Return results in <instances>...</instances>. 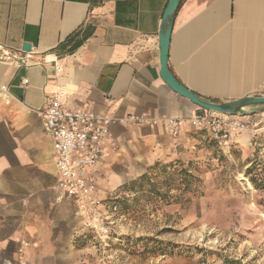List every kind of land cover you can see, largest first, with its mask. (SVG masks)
<instances>
[{
	"label": "crops",
	"instance_id": "1",
	"mask_svg": "<svg viewBox=\"0 0 264 264\" xmlns=\"http://www.w3.org/2000/svg\"><path fill=\"white\" fill-rule=\"evenodd\" d=\"M169 2L0 0V264H93L79 238L83 221L57 187L54 142L40 114L50 97L104 116L202 112L161 76ZM168 65L210 101L264 95V0H182ZM195 129L187 122L174 137L165 125L112 126L95 168L97 196L119 203L123 184L177 157Z\"/></svg>",
	"mask_w": 264,
	"mask_h": 264
},
{
	"label": "rangeland",
	"instance_id": "2",
	"mask_svg": "<svg viewBox=\"0 0 264 264\" xmlns=\"http://www.w3.org/2000/svg\"><path fill=\"white\" fill-rule=\"evenodd\" d=\"M251 109L252 131L226 143L195 129L123 184L110 238L82 224L92 263L264 264V104Z\"/></svg>",
	"mask_w": 264,
	"mask_h": 264
},
{
	"label": "built area",
	"instance_id": "3",
	"mask_svg": "<svg viewBox=\"0 0 264 264\" xmlns=\"http://www.w3.org/2000/svg\"><path fill=\"white\" fill-rule=\"evenodd\" d=\"M28 79L23 80L27 85ZM7 92L6 87L2 88ZM40 114L43 129L54 142L59 178L57 187L67 192L83 224L106 240L112 235L114 214L120 205L113 199L97 196L99 185L95 168L108 154L111 128L169 126L172 136L179 137L187 122L205 130L220 142H229L236 133L249 132L254 125L245 114H224L203 109L192 118L182 116L154 117L147 114L104 116L89 105L70 109L58 94L50 97Z\"/></svg>",
	"mask_w": 264,
	"mask_h": 264
},
{
	"label": "water",
	"instance_id": "4",
	"mask_svg": "<svg viewBox=\"0 0 264 264\" xmlns=\"http://www.w3.org/2000/svg\"><path fill=\"white\" fill-rule=\"evenodd\" d=\"M182 0H170L164 13L163 23L160 32V49H161V76L168 86L179 95L188 98L191 102L202 109L210 110L224 114H239L245 112L252 114L256 109L246 110L248 107L264 104V95L246 96L232 101L214 102L199 96L182 84L172 73L168 65L171 35L174 26L175 14ZM23 48L27 51L31 49L30 44H24Z\"/></svg>",
	"mask_w": 264,
	"mask_h": 264
},
{
	"label": "trees",
	"instance_id": "5",
	"mask_svg": "<svg viewBox=\"0 0 264 264\" xmlns=\"http://www.w3.org/2000/svg\"><path fill=\"white\" fill-rule=\"evenodd\" d=\"M144 178H145V176L142 177V179H144Z\"/></svg>",
	"mask_w": 264,
	"mask_h": 264
}]
</instances>
